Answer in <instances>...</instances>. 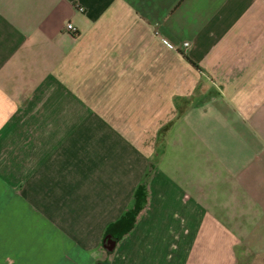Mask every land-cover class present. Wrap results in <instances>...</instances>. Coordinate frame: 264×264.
<instances>
[{"label":"crops","instance_id":"1","mask_svg":"<svg viewBox=\"0 0 264 264\" xmlns=\"http://www.w3.org/2000/svg\"><path fill=\"white\" fill-rule=\"evenodd\" d=\"M0 264H264V0H0Z\"/></svg>","mask_w":264,"mask_h":264},{"label":"built area","instance_id":"2","mask_svg":"<svg viewBox=\"0 0 264 264\" xmlns=\"http://www.w3.org/2000/svg\"><path fill=\"white\" fill-rule=\"evenodd\" d=\"M65 28L67 31H75V27L71 23L66 24ZM184 45H187V43H184Z\"/></svg>","mask_w":264,"mask_h":264}]
</instances>
